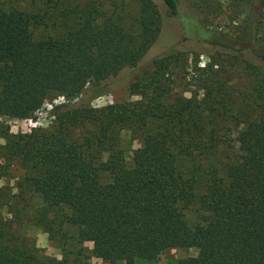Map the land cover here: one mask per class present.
<instances>
[{"label": "trees", "instance_id": "obj_1", "mask_svg": "<svg viewBox=\"0 0 264 264\" xmlns=\"http://www.w3.org/2000/svg\"><path fill=\"white\" fill-rule=\"evenodd\" d=\"M127 1L139 6L132 22L125 0L121 9L107 0L100 5L71 1L63 11L68 24L61 38L33 37L31 27L43 22L33 9L0 6V116L31 118L54 94L77 98L54 107L51 130L12 133L0 122V174L13 159L23 169L18 193H7L6 199L0 194V207L10 215L0 211V264H61L68 245H77L72 251L79 255L86 241L92 242L90 254L108 264L152 259L174 247L197 250L178 264H264V19L252 13L233 40L209 38L231 56L239 52L256 77L255 117L238 131L237 153L222 160L217 156L221 139L207 135L217 125L204 123L210 112L223 117L233 109L232 97L210 88L219 82V71L211 69L217 63L208 64L212 71L203 78L201 97L193 93L168 100L169 87L158 94L146 83L152 79L161 85L176 58L178 50H164L151 58V70L138 71L129 83L141 100L88 104L102 93L104 81L139 65L162 37L158 2ZM159 1L176 18L177 1ZM253 2L264 6V0ZM88 88L91 94L83 98ZM88 124L97 127L102 145L116 127L155 126L128 162L120 149L102 161L90 152V139L70 137V129ZM26 186L41 201L33 214L19 205ZM192 205L199 213L189 222L183 210ZM23 220L42 226L50 238L59 236L61 260L20 233Z\"/></svg>", "mask_w": 264, "mask_h": 264}, {"label": "rangeland", "instance_id": "obj_2", "mask_svg": "<svg viewBox=\"0 0 264 264\" xmlns=\"http://www.w3.org/2000/svg\"><path fill=\"white\" fill-rule=\"evenodd\" d=\"M71 1L73 0H0V6L7 7L14 4L23 9H33L43 18L42 23L31 27L33 37L61 38L65 34L68 24L63 17V11L65 5L71 4ZM93 1L100 5L105 0ZM122 1L107 0V3L117 4L119 5L118 9H121ZM156 1L164 22L159 44L135 68L123 70L117 77L104 81L101 84L103 86L102 93L95 96L88 104L93 107H101L111 103H128L141 100V94L138 90L131 89L129 83L135 79L138 71L153 68L151 58L154 55L164 52V50L166 52L178 50L176 58L160 79L161 85L154 83L155 80L152 79H148L146 83H152V87H155L153 92L158 94H162L161 91H165L169 87L170 96L168 100L181 97L190 98L193 93H197L201 97L206 90L203 78L210 74L211 69L218 70L219 82H213L210 88L218 89L221 94H226V98L227 95L232 97L233 100L231 99L232 101L228 104L233 109L229 110V114H224L223 117L214 116L210 112L205 116L204 123L207 127L217 125L215 130L207 135L221 139V143L217 146V156L222 160L229 159L237 153L236 136L238 131L244 126L245 121L253 119L256 114V109L253 106L255 104L251 102L256 77L254 70L238 56L239 52H236L237 56H231V51L227 52L224 47L209 43V38L210 35H214L228 41L240 36L245 29L247 17L251 16L252 13H257V16L260 15L259 18L263 21L264 6L261 2L254 3L253 0H176L177 15L174 18L164 3L159 0ZM124 10L126 18L130 22L135 21L139 11L138 4L125 0ZM258 29L259 32H262V23ZM168 36H170L171 41L167 43ZM238 47V44L234 45V49ZM212 63H217V65L211 68L208 64ZM86 90L83 98H88L91 94L89 88ZM76 99L72 96L54 94L33 117L20 119L0 116V122L7 125L12 133L30 132L33 127L51 130L56 124L54 107L72 103ZM154 126L149 124L145 127H131V129L116 127L111 131L110 137L103 145L96 138L97 127L95 125L77 126L69 130V135L78 142H83L85 137L90 139L89 142L92 143L90 152L99 156L102 161L108 158L112 149H120L129 162L133 150L142 144L145 134L153 131ZM3 143L4 139L0 138V144ZM22 176V167L17 159H13L6 171L0 174V188H2L0 194L4 196L7 193L10 195L18 193L20 189L18 185L22 183ZM24 189L23 200L20 201L19 205H27V213L33 214L41 201L37 194L29 190L28 186ZM6 198L8 195L3 197V199ZM8 201L13 202L14 200ZM0 211L6 216H10L6 207H0ZM183 211L189 222L196 221L199 213L196 206L192 205ZM18 228L22 235L30 239L37 247L42 248L44 254L58 260L62 259L63 250L60 247L62 241L59 236L50 238L49 233L42 226L31 220H23ZM83 247L85 250L77 255L72 251L77 249V245L72 247L68 245L66 249L70 252H67L65 260L61 264H108L90 254L92 242H84ZM196 253L195 248H167L158 252L152 259H137L132 264H178L180 259L195 256ZM117 264L126 263L119 261Z\"/></svg>", "mask_w": 264, "mask_h": 264}]
</instances>
